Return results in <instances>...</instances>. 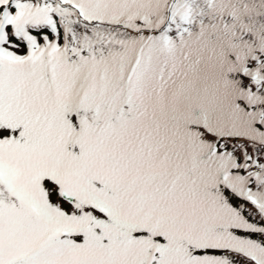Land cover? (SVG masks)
Segmentation results:
<instances>
[{
	"label": "snow or ice",
	"instance_id": "snow-or-ice-1",
	"mask_svg": "<svg viewBox=\"0 0 264 264\" xmlns=\"http://www.w3.org/2000/svg\"><path fill=\"white\" fill-rule=\"evenodd\" d=\"M0 264H264V0H0Z\"/></svg>",
	"mask_w": 264,
	"mask_h": 264
}]
</instances>
